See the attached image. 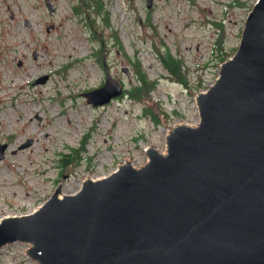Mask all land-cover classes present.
Here are the masks:
<instances>
[{"label": "rangeland", "instance_id": "1", "mask_svg": "<svg viewBox=\"0 0 264 264\" xmlns=\"http://www.w3.org/2000/svg\"><path fill=\"white\" fill-rule=\"evenodd\" d=\"M49 1L51 11L45 0H0V143H6L0 219L32 212L57 185L72 193L83 179L107 175L124 161L140 166L148 146L165 152L174 125L198 122L195 96L217 77L219 55L236 50L255 2L153 0L147 7L146 0H101L104 20L91 7L89 14L75 12L80 0ZM163 44L182 59L190 87L159 63L156 47ZM134 60L155 80L147 94L137 100L122 93L102 105L85 101L82 93L103 82L104 63L125 87L134 84ZM84 136L78 162L61 166L63 153ZM30 245L5 244L0 264H38L27 254Z\"/></svg>", "mask_w": 264, "mask_h": 264}, {"label": "water", "instance_id": "2", "mask_svg": "<svg viewBox=\"0 0 264 264\" xmlns=\"http://www.w3.org/2000/svg\"><path fill=\"white\" fill-rule=\"evenodd\" d=\"M219 66L195 96L198 122L174 125L165 152L148 146L144 164L124 161L72 193L57 185L32 212L0 219V248L30 243L38 264H264V0ZM104 73L82 93L92 105L123 93Z\"/></svg>", "mask_w": 264, "mask_h": 264}, {"label": "trees", "instance_id": "3", "mask_svg": "<svg viewBox=\"0 0 264 264\" xmlns=\"http://www.w3.org/2000/svg\"><path fill=\"white\" fill-rule=\"evenodd\" d=\"M103 3L101 0H80L79 5H74L75 12H86L89 14L92 10L102 15L104 20H107V17L103 14ZM91 7V9H90ZM115 39H117V35L115 34ZM166 45L163 44L161 47H156V54L159 63L161 66L167 71V74L174 77L180 84H183L185 87H190L185 74L182 71L183 63L181 58H177L174 56L171 51L165 47ZM235 51V49H233ZM98 60H103V53H102V46L99 48L98 51ZM228 56L226 54L221 53L219 55V60L222 62ZM134 67V75H135V83L125 87L123 93L128 94L131 98L139 100L144 94H147L152 87H154L155 80L149 79L146 72L144 71L143 67L140 65L138 61H133ZM201 85V81L196 84V87L199 88ZM145 112H149L151 114V118L154 123H158L160 121L157 114L153 113L149 107L144 108ZM84 138L81 140V145L78 147H71L69 152L63 153L64 157L61 159V166H66L71 162L77 163L80 158V152L84 148L83 142Z\"/></svg>", "mask_w": 264, "mask_h": 264}, {"label": "bare ground", "instance_id": "4", "mask_svg": "<svg viewBox=\"0 0 264 264\" xmlns=\"http://www.w3.org/2000/svg\"><path fill=\"white\" fill-rule=\"evenodd\" d=\"M5 217V216H4Z\"/></svg>", "mask_w": 264, "mask_h": 264}]
</instances>
